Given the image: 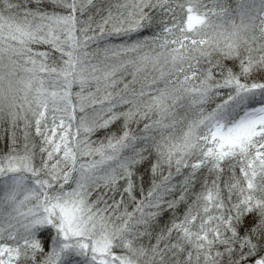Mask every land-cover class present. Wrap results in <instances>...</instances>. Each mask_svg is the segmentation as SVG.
<instances>
[{"label":"snow or ice","instance_id":"1","mask_svg":"<svg viewBox=\"0 0 264 264\" xmlns=\"http://www.w3.org/2000/svg\"><path fill=\"white\" fill-rule=\"evenodd\" d=\"M0 264H264V0H0Z\"/></svg>","mask_w":264,"mask_h":264},{"label":"trees","instance_id":"2","mask_svg":"<svg viewBox=\"0 0 264 264\" xmlns=\"http://www.w3.org/2000/svg\"><path fill=\"white\" fill-rule=\"evenodd\" d=\"M43 235L47 236V235H48V233H47V232H45Z\"/></svg>","mask_w":264,"mask_h":264},{"label":"rangeland","instance_id":"3","mask_svg":"<svg viewBox=\"0 0 264 264\" xmlns=\"http://www.w3.org/2000/svg\"><path fill=\"white\" fill-rule=\"evenodd\" d=\"M78 259V258H77Z\"/></svg>","mask_w":264,"mask_h":264}]
</instances>
